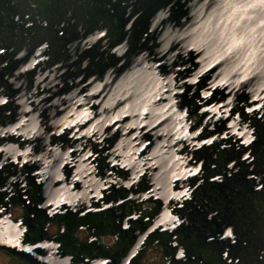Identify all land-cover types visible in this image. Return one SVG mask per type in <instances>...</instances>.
Here are the masks:
<instances>
[{"label": "flooded vegetation", "instance_id": "af4514ba", "mask_svg": "<svg viewBox=\"0 0 264 264\" xmlns=\"http://www.w3.org/2000/svg\"><path fill=\"white\" fill-rule=\"evenodd\" d=\"M197 1L231 0H0V229L33 264H264L261 64Z\"/></svg>", "mask_w": 264, "mask_h": 264}, {"label": "water", "instance_id": "95a60500", "mask_svg": "<svg viewBox=\"0 0 264 264\" xmlns=\"http://www.w3.org/2000/svg\"><path fill=\"white\" fill-rule=\"evenodd\" d=\"M189 13V16H239L235 18L241 24L239 26L241 30L240 42L243 45L251 46L247 55L253 56H249V59L259 61L261 65L254 68H240V71H247L249 77H256L258 80L253 79L251 81V79L237 85L243 90L249 91L254 99L264 100V67L262 66L264 64V0H231L222 5L220 3L205 4L197 1L190 8ZM196 36L200 44L206 45L205 39L208 36L203 34ZM215 37L217 36L212 35V37L209 36V39L213 40ZM242 52L245 50L243 49ZM216 70L218 72L221 69ZM233 70L236 71L237 69ZM0 251L26 264H33L31 252L22 246L16 237L7 233L5 228L0 229Z\"/></svg>", "mask_w": 264, "mask_h": 264}, {"label": "rangeland", "instance_id": "374dc122", "mask_svg": "<svg viewBox=\"0 0 264 264\" xmlns=\"http://www.w3.org/2000/svg\"><path fill=\"white\" fill-rule=\"evenodd\" d=\"M0 254L2 256V258L0 259V264H25L3 251H0Z\"/></svg>", "mask_w": 264, "mask_h": 264}, {"label": "crops", "instance_id": "0c3cea01", "mask_svg": "<svg viewBox=\"0 0 264 264\" xmlns=\"http://www.w3.org/2000/svg\"><path fill=\"white\" fill-rule=\"evenodd\" d=\"M2 258L1 254H0V259ZM21 261V260H20ZM24 263V262H23Z\"/></svg>", "mask_w": 264, "mask_h": 264}]
</instances>
